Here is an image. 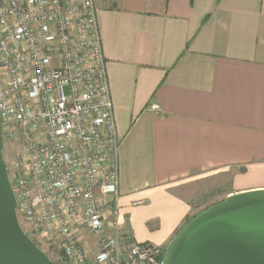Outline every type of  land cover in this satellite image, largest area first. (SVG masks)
I'll list each match as a JSON object with an SVG mask.
<instances>
[{
    "label": "crops",
    "instance_id": "1",
    "mask_svg": "<svg viewBox=\"0 0 264 264\" xmlns=\"http://www.w3.org/2000/svg\"><path fill=\"white\" fill-rule=\"evenodd\" d=\"M93 1L119 139L113 221L165 248L197 206L179 188L229 176L210 205L264 189V0Z\"/></svg>",
    "mask_w": 264,
    "mask_h": 264
},
{
    "label": "built area",
    "instance_id": "2",
    "mask_svg": "<svg viewBox=\"0 0 264 264\" xmlns=\"http://www.w3.org/2000/svg\"><path fill=\"white\" fill-rule=\"evenodd\" d=\"M0 126L19 224L50 260L162 264L163 247L119 233L107 199L119 139L93 0H0Z\"/></svg>",
    "mask_w": 264,
    "mask_h": 264
},
{
    "label": "water",
    "instance_id": "3",
    "mask_svg": "<svg viewBox=\"0 0 264 264\" xmlns=\"http://www.w3.org/2000/svg\"><path fill=\"white\" fill-rule=\"evenodd\" d=\"M0 264H58L19 224L1 126ZM162 264H264V189L232 194L198 212L164 248Z\"/></svg>",
    "mask_w": 264,
    "mask_h": 264
},
{
    "label": "rangeland",
    "instance_id": "4",
    "mask_svg": "<svg viewBox=\"0 0 264 264\" xmlns=\"http://www.w3.org/2000/svg\"><path fill=\"white\" fill-rule=\"evenodd\" d=\"M15 149L8 145L3 146V158L9 160L16 151ZM229 179L230 177L227 175L196 179L197 181L179 188L178 193L183 195L188 201L197 205L192 213V216H194L200 210L222 199L224 192L229 188ZM25 229L28 230L27 228ZM38 246L46 253V246Z\"/></svg>",
    "mask_w": 264,
    "mask_h": 264
}]
</instances>
